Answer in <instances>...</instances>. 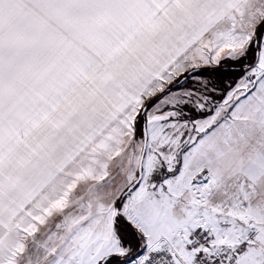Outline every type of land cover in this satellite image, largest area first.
<instances>
[{
  "label": "snow or ice",
  "instance_id": "1",
  "mask_svg": "<svg viewBox=\"0 0 264 264\" xmlns=\"http://www.w3.org/2000/svg\"><path fill=\"white\" fill-rule=\"evenodd\" d=\"M0 264H264V0H0Z\"/></svg>",
  "mask_w": 264,
  "mask_h": 264
}]
</instances>
